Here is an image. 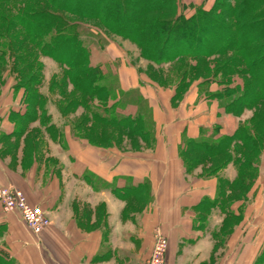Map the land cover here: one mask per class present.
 <instances>
[{
  "label": "crops",
  "instance_id": "obj_1",
  "mask_svg": "<svg viewBox=\"0 0 264 264\" xmlns=\"http://www.w3.org/2000/svg\"><path fill=\"white\" fill-rule=\"evenodd\" d=\"M195 4L199 2L187 5ZM128 77L124 87L138 90L152 108L153 150L148 156L133 157L87 145L72 133L69 124L63 125L68 121L57 123L48 113L45 123L39 117L47 110L38 112L34 122L40 135L31 161L10 167L0 160V186L22 189L31 203L48 213L52 225L34 235L17 212L6 211L0 203V262L142 264L150 256L157 224L169 239L166 264H243L244 255L229 253L228 247L239 231L244 245L245 232L239 228L244 226L245 201L237 199L230 206L216 200L222 178L237 176L234 163L217 175H197L196 170L186 173L183 168L186 140L215 123L217 103L201 97L195 86L179 110L166 104L162 110V97L155 88L136 79L132 71ZM172 95L173 91L170 99ZM8 97L11 103L0 107V140L24 138L29 131L26 127L20 133L22 96ZM229 193L231 190L225 196ZM144 198L140 210H128L130 203ZM230 217L240 219V224H234L232 235L223 234L224 222ZM263 247L264 240L251 264Z\"/></svg>",
  "mask_w": 264,
  "mask_h": 264
},
{
  "label": "trees",
  "instance_id": "obj_2",
  "mask_svg": "<svg viewBox=\"0 0 264 264\" xmlns=\"http://www.w3.org/2000/svg\"><path fill=\"white\" fill-rule=\"evenodd\" d=\"M208 2L189 5L193 9L191 13L185 11L181 0H32L31 4L17 6L14 19L6 23L7 32L17 25L23 29L24 37L16 38L19 43L16 48L12 37L6 31L0 32V61L3 62L0 66L12 67L16 74L13 93L24 90L19 114L24 123L20 133L27 127L26 122L36 120L38 112L47 110L49 101L40 88L44 80L43 65L37 66L35 56L28 61L31 53L27 50L24 54H15L28 43L36 54L51 57L66 67L58 81L71 84L78 91V105L83 106L88 118L121 126L138 133L143 140L147 134L155 138L152 110L144 97L135 99L126 114L118 108L121 97H127L121 94L122 88L117 91L107 83L111 81V73L105 76L103 72L107 71L102 65L106 61L95 57L94 52V46L106 44L104 34L83 21L98 19L110 32L136 43L141 56L151 63H175L174 75L181 79L173 97L198 80L199 95L217 103L215 123L202 128L198 137L188 138L182 156L189 157L188 170L196 162L223 160L216 171L235 157L241 168L235 179L222 178L216 200H223V205H232L237 199L246 202L259 178L257 165L264 152V130H259L257 121L254 122L256 116L243 123H236L234 118L247 110L259 111L258 107L264 105V0ZM23 60L25 65L18 68L17 64ZM110 101L112 104L108 105ZM147 106L149 114L145 111ZM151 121L153 129L146 126ZM152 137L149 140L154 144ZM239 142L240 151L250 154L240 161L236 148ZM241 189L242 195H234ZM229 190L231 193L225 196ZM228 222L226 219L223 229ZM233 226L227 228L231 231ZM228 231L225 232L230 235ZM254 264H264V248Z\"/></svg>",
  "mask_w": 264,
  "mask_h": 264
},
{
  "label": "rangeland",
  "instance_id": "obj_3",
  "mask_svg": "<svg viewBox=\"0 0 264 264\" xmlns=\"http://www.w3.org/2000/svg\"><path fill=\"white\" fill-rule=\"evenodd\" d=\"M191 1H197L200 4L202 3L201 1L203 0H181V4L182 2L185 3V5L183 4L182 5L185 6L186 12L188 13H190L191 9L187 4H189ZM213 1L214 0H209L208 4H211ZM225 1L232 3L235 0H225ZM24 3L31 4L32 0H0V32L1 33H5V31L7 32L6 26L10 21H12V19H14V15L17 13L16 11L17 6L24 5ZM83 21H87L92 25V27H94V30L99 31L100 33L102 32L104 35L107 36L106 37L101 33V35H103V38L105 39L106 44L94 46L95 47L94 52H95V57L101 58L104 61H106L104 62L105 64L102 65L104 66V70L107 68V71H103V72H105L104 73L105 76L111 73L110 74L111 81H107V83L110 82L109 83L110 85L112 86L114 85L113 87L117 91H119V88L120 89L122 88L121 94L127 97V98L121 97V104L118 107L120 108V112H123L124 114L128 113L133 106L132 104H135V102L133 101H135V99L141 98V96L143 97V95L138 90L134 88L126 89L124 87L126 86V84L129 83V81L124 78L126 77L129 78L128 74L130 71H132L136 79L137 78L142 79L144 82L151 85L152 88H155L156 89L155 91L157 93H160V96L162 97V102H161L162 110H164L165 104L175 111L179 110L182 106L185 105V99L188 93H190L191 89H193L195 86L197 87L198 80L195 82L192 81L191 85H189L187 88L184 87L180 95L173 97L175 93L176 84L181 79L180 77H177V75H174L175 69L177 67L175 63H164L162 65H155L150 61H148L143 56H141L140 50L136 43H134L132 40L128 38L110 32L109 29L103 26L100 20L94 19L88 21L86 19ZM9 31L10 33L7 32L8 36L10 38L12 37V40L14 41V46L17 48L19 46V43L16 41L17 40L16 38L17 37L20 38L21 36L24 37L23 35L24 31L20 26L17 25L16 27H11ZM25 45L21 46L23 48L21 52L16 51L15 54L16 55L22 53L24 54L25 53L24 50H27V52L29 51L31 53V55H29L28 57L29 60L27 59L28 61H30V59H32L35 56L36 59H38L37 66L39 64L43 65L44 80H43V85L40 88L41 91L47 95L49 101L46 104L47 113H45L44 116L40 115L41 117H39L42 120V122L45 123L48 122L50 117L49 116L47 117V114L51 113L54 116L53 118L54 120L57 121V123H59L60 120L68 121V122H62L63 125H65V123L69 124L71 126L72 133L74 135H77L78 138L82 139L87 145L89 144L91 146H96L98 148L99 147L110 148L115 152L127 153L132 155L133 157L134 156L139 157L140 154H141L140 156H148L149 153L147 152H150L154 148L152 141L150 142L149 140L152 136H149L148 134L147 135L144 134L145 136L142 135L145 138L144 141L141 135L140 137L138 136V133L136 134L130 132L121 126L118 127L110 126L100 122H96L94 119H90V117L88 118L87 117L88 114L86 113L83 106L78 105V101L80 100L78 91L73 87V85L71 84L64 85L63 82L61 83V81H58L62 77V73L66 69V67L61 63L57 62L56 60L52 59L51 57L36 54V51H34V49L28 43L27 44L25 43ZM25 60L17 64V67L18 68L23 67L26 63ZM98 60L100 61V59ZM0 62H1L0 64L3 65V62L2 61ZM37 66H35L34 70L37 69ZM5 67L2 68V66H0V80L3 78L0 82V87H1L0 107L2 104L11 103L9 102L10 97H8V95L18 94L22 96V98L24 96L23 89H20L19 93L16 92L13 93L12 84L13 82H15L14 79L16 77V74H13L12 67H7V68ZM1 69H5V72L2 73ZM15 70L17 69L15 68L14 71ZM29 71H30L29 69L26 70V72L28 73ZM172 91H173V95L170 99L169 94H171ZM22 103L23 102L21 100V104ZM107 103L108 105H111L112 101ZM89 105H91V103ZM258 109L259 111L255 109L247 110L240 117L238 116L237 118H234L235 122L243 123L256 116L257 120H254V122L257 121L259 130L260 129L264 130V122H263L264 105L261 107L259 106ZM145 111L147 114H149L150 108L147 106V109ZM20 123H24V121L22 120V122L20 121ZM147 123L146 126L147 127L150 126L149 128L153 129L152 121L150 125L149 123L148 124ZM26 125L29 133L26 134L24 138L23 137L20 139L7 138L0 140L1 141L0 160L5 164L10 165V167H15L17 166L18 163H22L23 165H26L27 161L28 162L31 161L30 159L33 156L32 151L35 149L36 144H38L37 138L39 137L40 134L37 123L34 122L33 120V121H28V123L26 122ZM153 140H155V138ZM240 147L241 144L239 142L236 147L237 150H239L238 151L239 154H237L239 161L242 158L245 159L247 156H250V154L247 153L246 150L243 152L240 151L241 150ZM52 151L53 153L56 152V150L54 149ZM226 157H228V155ZM188 159L189 157L186 156L183 158V160H185L183 165V168L186 170L185 172L191 173L196 170L198 171L196 172L197 175H207L208 173L217 175L219 170L216 171L215 169L219 165H221L223 161V160L219 161L217 158H212L209 159L208 162L205 161L206 162L205 164H200L199 162H196L193 165L194 168L188 170L186 166ZM232 159H233L232 163H234L236 171L238 173V170L241 168V166L238 164L237 160L235 161V157ZM200 168H202V171H199ZM257 171L259 173V178L255 182L256 183L255 186H252V189L255 190V192H253V195L244 204L243 210L246 211L245 220L242 223L244 226L242 228L240 226L241 229L239 228V230L244 229L245 232L244 245L242 246L241 244L242 242L241 240L243 236L239 231L238 233H236L235 239L232 240V246L228 247L229 253H234V254L242 253L244 255L245 258L242 262L243 264H251L253 256H255L257 253L259 242L263 243L264 240L263 239L264 238V152L260 157L259 164L257 165ZM249 183L250 181L248 182V184ZM4 186H7L15 191L16 190L23 191L22 189L13 185H4ZM243 193H244L243 189H241L240 191L236 190L234 195L238 197ZM145 201L146 199L144 198L143 200L141 199V201H135L130 203V205L128 206V210L129 211L140 210L143 207L142 205L143 202ZM29 203L31 202L29 201ZM31 204L40 207L50 221L49 226L39 234H36L28 227V225L24 223L25 226L29 229V231H31V233L39 236L43 234L52 225V219L40 205L33 203ZM228 221L229 222L226 225L227 227L232 224H236L237 222H239L240 224V219L238 220L237 218L230 217L228 218ZM154 227L161 228V226L157 224H155ZM227 227L225 228V231L229 230L228 232H230V235H232L234 233V230L230 231V229H228ZM223 234H227V233L223 232ZM237 235L239 236H238V240L236 241ZM153 245H154V229H153ZM153 245H152V249H153ZM132 264L135 263L132 262Z\"/></svg>",
  "mask_w": 264,
  "mask_h": 264
},
{
  "label": "built area",
  "instance_id": "obj_4",
  "mask_svg": "<svg viewBox=\"0 0 264 264\" xmlns=\"http://www.w3.org/2000/svg\"><path fill=\"white\" fill-rule=\"evenodd\" d=\"M0 202L6 211L17 212L28 227L39 234L46 229L49 218L44 211L29 203L23 191L0 186ZM169 250V239L160 227L154 228V245L150 256L142 264H166Z\"/></svg>",
  "mask_w": 264,
  "mask_h": 264
}]
</instances>
